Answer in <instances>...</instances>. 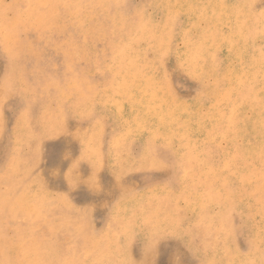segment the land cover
<instances>
[{
	"label": "rangeland",
	"instance_id": "374dc122",
	"mask_svg": "<svg viewBox=\"0 0 264 264\" xmlns=\"http://www.w3.org/2000/svg\"><path fill=\"white\" fill-rule=\"evenodd\" d=\"M0 264H264V0H0Z\"/></svg>",
	"mask_w": 264,
	"mask_h": 264
},
{
	"label": "bare ground",
	"instance_id": "6f19581e",
	"mask_svg": "<svg viewBox=\"0 0 264 264\" xmlns=\"http://www.w3.org/2000/svg\"><path fill=\"white\" fill-rule=\"evenodd\" d=\"M129 242V241H128Z\"/></svg>",
	"mask_w": 264,
	"mask_h": 264
}]
</instances>
